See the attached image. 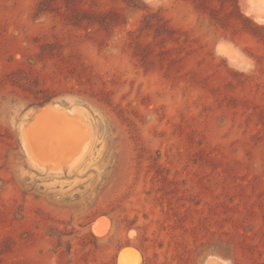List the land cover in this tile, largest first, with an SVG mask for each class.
<instances>
[{
	"label": "rangeland",
	"instance_id": "rangeland-1",
	"mask_svg": "<svg viewBox=\"0 0 264 264\" xmlns=\"http://www.w3.org/2000/svg\"><path fill=\"white\" fill-rule=\"evenodd\" d=\"M260 1L0 0V264H264Z\"/></svg>",
	"mask_w": 264,
	"mask_h": 264
},
{
	"label": "bare ground",
	"instance_id": "bare-ground-1",
	"mask_svg": "<svg viewBox=\"0 0 264 264\" xmlns=\"http://www.w3.org/2000/svg\"><path fill=\"white\" fill-rule=\"evenodd\" d=\"M260 3L264 5V0H261ZM254 16L257 18H261L263 16L262 11L257 10L254 13ZM39 109V108H38ZM37 111V110H36ZM72 116L63 109L59 104H51L46 105L40 108L39 112L35 117V121L33 122L30 129H28L24 133V138L27 144H29L34 150L39 151H48L51 149H59L64 146V144L68 141L69 131L66 129L67 125L73 121ZM77 120V118H76ZM73 123V122H72ZM71 123V124H72ZM70 124V125H71ZM76 124V123H75ZM78 125H81L80 123ZM74 126V123L73 125ZM83 126V125H82ZM66 127V128H65ZM76 128V126H74ZM78 128H80L78 126ZM82 128V127H81ZM72 129V128H71ZM85 129V128H84ZM83 129V130H84ZM77 130V129H76ZM75 130V131H76ZM82 130V129H81ZM80 130V132H81ZM79 131V130H78ZM74 132V131H72ZM82 133V132H81ZM85 133V132H84ZM88 133V132H87ZM80 135V134H79ZM79 137V136H78ZM83 137V136H81ZM72 138V137H71ZM76 138V137H75ZM74 138V139H75ZM73 139V140H74ZM80 139V138H79ZM81 140V139H80ZM75 141V140H74ZM78 141V140H77ZM66 145V144H65ZM79 145V144H77ZM82 145V144H81ZM68 147V146H67ZM72 147H70L71 149ZM74 148V147H73ZM69 149V150H70ZM61 150V149H60ZM67 150V149H66ZM79 150V149H78ZM65 151V150H64ZM52 152V151H51ZM60 152V151H59ZM72 152V151H71ZM74 152V151H73ZM43 153V152H42ZM40 153V154H42ZM48 155L49 153L46 152ZM46 153H43L42 156ZM64 153V152H63ZM78 153V152H77ZM46 154V156H48ZM55 154V153H54ZM67 156L66 154H62ZM74 155V154H73ZM76 155V154H75ZM74 155V156H75ZM36 156V155H35ZM39 156V155H38ZM41 156V155H40ZM39 156V157H40ZM45 156V155H44ZM51 156V155H49ZM69 156V155H68ZM63 157V156H59ZM72 158V156H70ZM41 158V157H40ZM48 162H50L51 157ZM67 158V157H66ZM46 159V158H45ZM69 159V158H68ZM53 160V159H52ZM58 160V159H57ZM61 161V159L59 158ZM58 161V162H60ZM45 163V160L43 161ZM47 162V161H46ZM47 162V163H48ZM60 163H57V165ZM97 227V225H96ZM98 228V227H97ZM127 249V248H125ZM138 259V258H137ZM126 264V263H124Z\"/></svg>",
	"mask_w": 264,
	"mask_h": 264
},
{
	"label": "water",
	"instance_id": "water-1",
	"mask_svg": "<svg viewBox=\"0 0 264 264\" xmlns=\"http://www.w3.org/2000/svg\"><path fill=\"white\" fill-rule=\"evenodd\" d=\"M53 104H54V103H53ZM46 105H51V104H46ZM46 105H43V106H46ZM43 106H41V107H43ZM41 107H40V108H41ZM40 108L37 109V111L34 113V116H33V117H36V115H37V113L39 112ZM127 247H130V246H127Z\"/></svg>",
	"mask_w": 264,
	"mask_h": 264
}]
</instances>
